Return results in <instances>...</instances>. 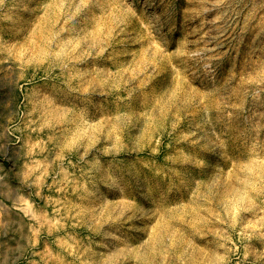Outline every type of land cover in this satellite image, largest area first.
Listing matches in <instances>:
<instances>
[{
    "label": "rangeland",
    "instance_id": "374dc122",
    "mask_svg": "<svg viewBox=\"0 0 264 264\" xmlns=\"http://www.w3.org/2000/svg\"><path fill=\"white\" fill-rule=\"evenodd\" d=\"M0 264H264V0H0Z\"/></svg>",
    "mask_w": 264,
    "mask_h": 264
}]
</instances>
